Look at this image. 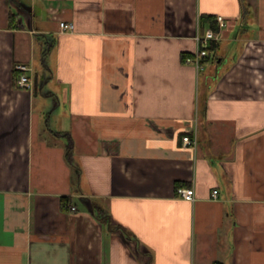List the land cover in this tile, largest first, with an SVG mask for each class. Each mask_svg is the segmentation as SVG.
<instances>
[{
  "label": "crops",
  "instance_id": "0c3cea01",
  "mask_svg": "<svg viewBox=\"0 0 264 264\" xmlns=\"http://www.w3.org/2000/svg\"><path fill=\"white\" fill-rule=\"evenodd\" d=\"M245 2L0 0V264H264V0Z\"/></svg>",
  "mask_w": 264,
  "mask_h": 264
},
{
  "label": "built area",
  "instance_id": "2783aa9c",
  "mask_svg": "<svg viewBox=\"0 0 264 264\" xmlns=\"http://www.w3.org/2000/svg\"><path fill=\"white\" fill-rule=\"evenodd\" d=\"M216 22L218 23V26L220 28L225 26V22L223 21L222 17H217ZM58 28L60 34H66L72 32L74 26L72 23L60 21L58 23ZM216 40H218V35L211 30H207L203 36L196 37V41L198 42L199 45L198 51L192 59H189L186 62L193 64L196 67V69L202 70L203 64L201 63V61L206 57V48L209 46L210 42ZM14 70L18 72V76L16 78V86L19 89H27V90L33 89V85H34L33 79L28 74L32 72L31 67L26 64L19 63L14 66ZM195 144L196 141L192 140L189 136L182 137V145L184 147L194 146ZM217 194L218 191L213 190L211 192V198L217 199ZM176 196L185 201H193L194 191L193 189L178 188L176 190Z\"/></svg>",
  "mask_w": 264,
  "mask_h": 264
},
{
  "label": "trees",
  "instance_id": "16d2710c",
  "mask_svg": "<svg viewBox=\"0 0 264 264\" xmlns=\"http://www.w3.org/2000/svg\"><path fill=\"white\" fill-rule=\"evenodd\" d=\"M247 4L245 2V0H242V13H243V18H245V15L247 14ZM201 20H204L206 22L209 23L210 27L213 28L214 31H217V28L215 26V18L212 16H208V17H201ZM215 45L210 44L207 48H206V57L204 59H202L201 63L202 64H206L208 61H214L215 59L213 57H211L212 52L214 51V47ZM186 56L182 55L181 60H185ZM213 58V59H212ZM58 136H64L66 138V143L64 145V158L66 163L74 170V174L77 173V169L74 166V152H73V142L69 136L68 133H58ZM64 200H66V198H64ZM93 210H95L94 206L92 207ZM98 215V214H97ZM103 216V214H102Z\"/></svg>",
  "mask_w": 264,
  "mask_h": 264
},
{
  "label": "rangeland",
  "instance_id": "374dc122",
  "mask_svg": "<svg viewBox=\"0 0 264 264\" xmlns=\"http://www.w3.org/2000/svg\"><path fill=\"white\" fill-rule=\"evenodd\" d=\"M38 84H39V88L42 86V82L40 81V73H39V76H38ZM47 88L48 87H46V91H47ZM55 104H56V102H51V104H50V106L54 109L55 107ZM56 109V108H55ZM52 110L51 112V114H52V116H51V118H50V120L48 121V123H47V121L45 122V125L47 126V127H45V129H52V128H55V127H52V126H54L55 125V119H56V115H57V113H58V109H56V110ZM47 115H49V114H47ZM47 120V119H46ZM47 134V133H46ZM49 140H51V138H48ZM60 140L63 142V143H65V141H66V139H64V138H60Z\"/></svg>",
  "mask_w": 264,
  "mask_h": 264
}]
</instances>
